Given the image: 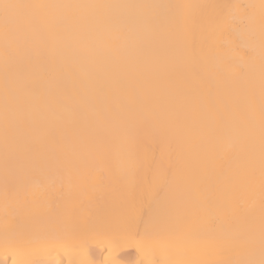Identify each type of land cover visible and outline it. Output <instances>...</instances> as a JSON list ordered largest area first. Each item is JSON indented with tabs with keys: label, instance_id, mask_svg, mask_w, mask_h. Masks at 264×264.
Here are the masks:
<instances>
[{
	"label": "snow or ice",
	"instance_id": "obj_1",
	"mask_svg": "<svg viewBox=\"0 0 264 264\" xmlns=\"http://www.w3.org/2000/svg\"><path fill=\"white\" fill-rule=\"evenodd\" d=\"M0 210V264H118L125 225L264 264V0H0Z\"/></svg>",
	"mask_w": 264,
	"mask_h": 264
},
{
	"label": "bare ground",
	"instance_id": "obj_2",
	"mask_svg": "<svg viewBox=\"0 0 264 264\" xmlns=\"http://www.w3.org/2000/svg\"><path fill=\"white\" fill-rule=\"evenodd\" d=\"M31 2L39 3H62L75 2V0H31ZM138 3H154L167 5L173 3L179 4H206L216 2V0H132ZM235 3H259V0H231ZM163 17L166 16V9L160 8L157 10ZM199 14V10H196ZM163 42H161V45ZM241 54H244L243 52ZM247 59V56L245 55ZM255 75L259 76V56L257 54L254 61ZM143 182L147 183L151 180V175L143 176ZM148 209V201L146 198H136L132 207L128 209V216H134L139 230L143 229L144 222L147 216L144 214ZM2 217V210H0ZM137 227L125 225L120 233L121 245L116 249L115 254L109 255L105 253L106 260L114 259L116 256H123V260H119L118 264H201L202 261L208 259L203 256L198 250L188 247H177L170 244L166 240L149 241L145 244H140L136 237ZM80 241L74 237L68 236L57 240L50 241L44 249L45 258L52 264L54 261H59L60 264H76L80 258L78 249ZM89 243L99 252H102L105 246L109 243V238L103 234L92 237ZM4 238L0 236V255L6 250Z\"/></svg>",
	"mask_w": 264,
	"mask_h": 264
}]
</instances>
